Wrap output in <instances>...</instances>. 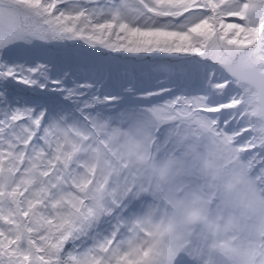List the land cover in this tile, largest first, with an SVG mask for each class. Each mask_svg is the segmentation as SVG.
Instances as JSON below:
<instances>
[{
  "label": "snow or ice",
  "instance_id": "snow-or-ice-1",
  "mask_svg": "<svg viewBox=\"0 0 264 264\" xmlns=\"http://www.w3.org/2000/svg\"><path fill=\"white\" fill-rule=\"evenodd\" d=\"M0 264H264V0H0Z\"/></svg>",
  "mask_w": 264,
  "mask_h": 264
}]
</instances>
